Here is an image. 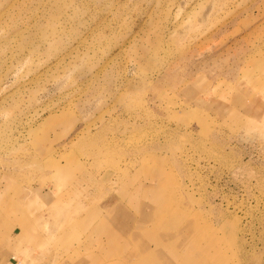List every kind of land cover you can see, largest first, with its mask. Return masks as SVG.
<instances>
[{"label": "rangeland", "instance_id": "1", "mask_svg": "<svg viewBox=\"0 0 264 264\" xmlns=\"http://www.w3.org/2000/svg\"><path fill=\"white\" fill-rule=\"evenodd\" d=\"M15 227L14 264H264V0H0Z\"/></svg>", "mask_w": 264, "mask_h": 264}, {"label": "crops", "instance_id": "2", "mask_svg": "<svg viewBox=\"0 0 264 264\" xmlns=\"http://www.w3.org/2000/svg\"><path fill=\"white\" fill-rule=\"evenodd\" d=\"M43 196H45L44 198L47 199V197H46L47 195L43 194ZM37 198H38V196H37ZM30 200L31 199L26 201L25 207L31 206L30 203H31V201H34V200H31V201ZM37 200H39V198ZM34 203H35V201H34ZM28 216H30V215H28ZM13 233H14L13 237L11 236V239L8 237L7 241L5 243H3V245H2V250L0 251V254L2 255V258H0V264H14L13 263L14 260L11 259V256L16 254V253H14V250L18 246L13 244V243H15V242L18 243L19 240L23 239L24 236L26 235L25 233H23L22 229L18 228V227L14 228V232ZM87 247H88V245H87ZM103 249H105V248H103ZM66 260H68V261H66L67 264L68 263L69 264H73V263H70L69 258L66 259ZM89 261H91V260L87 259L86 257H81L78 261H76L77 263H75V264H87V262L89 263ZM96 261L98 262V264H112V263L108 262V261H111V260H106V258H104V257L103 258L102 257H97ZM126 262L127 261L125 260V258H120L119 261H117L114 264L126 263Z\"/></svg>", "mask_w": 264, "mask_h": 264}, {"label": "bare ground", "instance_id": "3", "mask_svg": "<svg viewBox=\"0 0 264 264\" xmlns=\"http://www.w3.org/2000/svg\"><path fill=\"white\" fill-rule=\"evenodd\" d=\"M145 232V231H144ZM161 237H162V235H161ZM155 239H157L158 240V242H160L162 239L161 238H159V237H154ZM163 238V237H162ZM165 240V239H164ZM164 240H162L161 242L162 243H164ZM162 246V245H161ZM145 255H147V256H144L142 259H139V258H137V257H133V259H131V264H138V262L140 261V260H143L141 263H139V264H152L151 263V260H152V256H151V254H150V251H149V249L147 248V250L145 251Z\"/></svg>", "mask_w": 264, "mask_h": 264}]
</instances>
